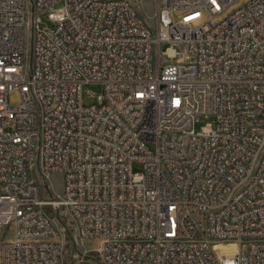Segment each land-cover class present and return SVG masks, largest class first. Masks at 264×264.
Here are the masks:
<instances>
[{"label": "built area", "instance_id": "2783aa9c", "mask_svg": "<svg viewBox=\"0 0 264 264\" xmlns=\"http://www.w3.org/2000/svg\"><path fill=\"white\" fill-rule=\"evenodd\" d=\"M51 209L97 264H264V0H0V264H62Z\"/></svg>", "mask_w": 264, "mask_h": 264}, {"label": "rangeland", "instance_id": "374dc122", "mask_svg": "<svg viewBox=\"0 0 264 264\" xmlns=\"http://www.w3.org/2000/svg\"><path fill=\"white\" fill-rule=\"evenodd\" d=\"M138 10L143 17L144 20L147 22H152L151 14L153 13V7L151 6V3H145L143 6H138ZM40 22L39 27L45 28L49 26H53L54 23L52 20H50L47 16V14L40 13ZM167 46L164 45L163 48H166ZM31 43L28 44L29 54L27 55V62L31 63ZM169 59V58H168ZM102 92V86L100 84L96 83H89L84 86L83 89V103L85 105H91L96 103L97 96ZM212 117L208 116H201L200 120L196 122L195 128L197 131L200 130L201 126L204 125L206 122L212 121ZM133 170L134 171H141L142 165L140 163H134L133 164ZM31 176L34 177L39 183L42 184L43 181L39 178L36 171L33 169L31 171ZM47 184L50 187L53 192L61 193L63 188V177L61 174L55 173L50 176V178L47 180ZM45 185V184H44ZM42 195L44 197H50V193L47 189L42 188ZM52 216L56 219L59 215L65 225L69 228V234L70 238H66V244L64 249V256H63V262L62 264H97L98 259L97 255L95 254V248L99 244L98 241L94 240H84L82 241L76 234L73 226L69 222L67 216L65 215V212L62 209H58L57 211H53L51 209ZM63 230V229H62ZM8 231L2 232L0 235V238L3 239L6 237ZM237 245L234 242H217L213 244V250L217 254H223L226 252L234 251L236 250Z\"/></svg>", "mask_w": 264, "mask_h": 264}, {"label": "trees", "instance_id": "16d2710c", "mask_svg": "<svg viewBox=\"0 0 264 264\" xmlns=\"http://www.w3.org/2000/svg\"><path fill=\"white\" fill-rule=\"evenodd\" d=\"M56 221L58 222L59 226L63 229L65 238L69 239L70 238L69 228L65 225L63 219L58 215L56 218ZM65 246H67L66 243H65Z\"/></svg>", "mask_w": 264, "mask_h": 264}]
</instances>
